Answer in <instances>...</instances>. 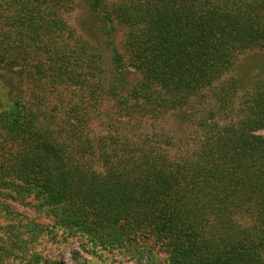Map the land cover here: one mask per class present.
Masks as SVG:
<instances>
[{
    "label": "trees",
    "instance_id": "obj_1",
    "mask_svg": "<svg viewBox=\"0 0 264 264\" xmlns=\"http://www.w3.org/2000/svg\"><path fill=\"white\" fill-rule=\"evenodd\" d=\"M86 2L100 44L68 23L75 0H0V194H35V234L95 255L264 264V71L231 73L264 49V0ZM104 103L117 123L95 135Z\"/></svg>",
    "mask_w": 264,
    "mask_h": 264
},
{
    "label": "rangeland",
    "instance_id": "obj_2",
    "mask_svg": "<svg viewBox=\"0 0 264 264\" xmlns=\"http://www.w3.org/2000/svg\"><path fill=\"white\" fill-rule=\"evenodd\" d=\"M65 17L77 34L100 44V39L96 38L98 24L89 11L86 0H75L74 8L66 13ZM123 36L121 27L116 33V41L121 43ZM103 52L104 64L107 67L109 53L107 50ZM263 71L264 49H257L242 53L231 73L243 75ZM129 75L131 79L136 77L134 74ZM2 76L10 78L8 84H12L14 89H23L24 84L16 73H2ZM53 97L54 95L49 98L51 102H53ZM107 105V103L103 104L101 113L98 112L91 123V132L95 135L112 132V123H117V115L111 106L108 105L107 108ZM61 114L62 112L56 113L57 116ZM115 125L118 126V124ZM150 126L151 129L157 130V121H146L141 128L147 131L150 130ZM169 126L172 130L176 129L178 133L185 132V125L177 119L173 118ZM120 130H122L121 126ZM188 130L190 129H186L187 132ZM256 133L264 135V128L256 130ZM12 194L11 192L0 194V252H2L0 264H36L33 258L37 254L42 262L60 261V264H147L150 260L147 252L137 253L132 249L102 251L99 253L101 255H95L87 251L88 246L79 236L65 237L61 232L55 236L47 232L35 234L36 224L46 226L52 221L51 215L41 207L40 198L35 194H25L21 197ZM12 241H17V244ZM5 248L11 250L9 255H4Z\"/></svg>",
    "mask_w": 264,
    "mask_h": 264
}]
</instances>
